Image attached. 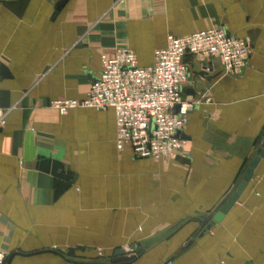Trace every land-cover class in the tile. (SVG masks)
I'll return each instance as SVG.
<instances>
[{
  "label": "crops",
  "instance_id": "obj_1",
  "mask_svg": "<svg viewBox=\"0 0 264 264\" xmlns=\"http://www.w3.org/2000/svg\"><path fill=\"white\" fill-rule=\"evenodd\" d=\"M211 27L250 55L239 74L185 56L184 99L210 98L188 114L186 158L117 152L112 109L49 107L86 96L101 54L128 48L148 67L168 35ZM0 106L12 108L0 129L2 264H106L95 250L132 245L142 252L130 264H264V157L200 231L264 139V0H0Z\"/></svg>",
  "mask_w": 264,
  "mask_h": 264
},
{
  "label": "built area",
  "instance_id": "obj_2",
  "mask_svg": "<svg viewBox=\"0 0 264 264\" xmlns=\"http://www.w3.org/2000/svg\"><path fill=\"white\" fill-rule=\"evenodd\" d=\"M186 55L218 60L224 74H239L247 64L250 48L246 40L232 36L224 27H211L184 37L168 35L166 46L155 52L148 67L137 65L131 49H116L111 56L100 55L101 71L83 99H56L49 107L59 115L77 108L112 109L117 152L130 149L135 159L153 161L186 158V141L181 135L188 114L203 100L210 101L205 93L193 100L184 99ZM11 110L0 106V129ZM4 259L0 254V264Z\"/></svg>",
  "mask_w": 264,
  "mask_h": 264
},
{
  "label": "water",
  "instance_id": "obj_3",
  "mask_svg": "<svg viewBox=\"0 0 264 264\" xmlns=\"http://www.w3.org/2000/svg\"><path fill=\"white\" fill-rule=\"evenodd\" d=\"M63 3H60L57 6V10H59L62 6ZM1 74L6 77L7 76V70L2 67L1 68ZM178 110V107L176 108V112ZM263 136H264V131H263ZM181 138L184 139L183 135H181ZM264 157V139L262 142L259 144V147L256 151V154L252 157V159L249 162V165L244 169L243 175L239 183L236 185L234 191L229 195L224 198V201L221 203V205L217 208V210L207 216L201 217L200 222H201V227L200 231H202L204 228L207 229L210 227L211 222L214 223H219L224 215L231 209V207L237 202L239 196L243 193L245 190L247 183L250 181V179L253 176V170L259 163L260 159ZM190 244V243H188ZM76 250L83 251L82 247L78 248H71L67 250V255L68 256H73L74 252ZM142 252V249L139 247V245H132L127 248H120L116 249L113 252L112 255V263L113 264H130L132 263L138 255H140ZM14 254H11L8 257V262L11 260ZM168 263V262H167ZM166 263V264H167ZM87 264H95V262H89Z\"/></svg>",
  "mask_w": 264,
  "mask_h": 264
},
{
  "label": "rangeland",
  "instance_id": "obj_4",
  "mask_svg": "<svg viewBox=\"0 0 264 264\" xmlns=\"http://www.w3.org/2000/svg\"><path fill=\"white\" fill-rule=\"evenodd\" d=\"M235 187L236 186H234L233 189H231V191L226 196H229L234 191ZM221 203L219 204V206L221 205ZM217 208L213 211V213L217 210ZM94 253H95L96 257H97L96 258L97 261H99V262H105L106 264H111L112 263V255H113V253L110 254V255H108L107 257L103 256V252L101 250H99V249L98 250H95Z\"/></svg>",
  "mask_w": 264,
  "mask_h": 264
}]
</instances>
